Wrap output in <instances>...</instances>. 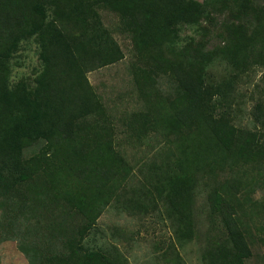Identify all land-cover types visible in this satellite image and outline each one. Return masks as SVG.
I'll use <instances>...</instances> for the list:
<instances>
[{
	"label": "trees",
	"instance_id": "trees-1",
	"mask_svg": "<svg viewBox=\"0 0 264 264\" xmlns=\"http://www.w3.org/2000/svg\"><path fill=\"white\" fill-rule=\"evenodd\" d=\"M263 2L0 0V207L5 214L0 240H17L29 264H126L101 246L96 231L113 196L139 210L162 204L177 240H193L196 186L200 177L212 174L207 166L220 155L228 163L264 162V103L254 108L255 132L238 128L220 111L238 102V73L264 67ZM104 8L118 14L122 29L131 33L137 55L146 61L147 79L149 72L177 76L175 94L159 101L153 118L141 120L154 132L180 136L173 154L181 155L144 177L138 201L125 198L130 163L87 77L123 55L103 23ZM217 12H233L237 20L227 26V36L181 52L176 46L181 26L214 22ZM31 37L39 42L41 72L34 86L13 85V58ZM216 58L236 73L210 81L208 69ZM42 145V151L28 156V149ZM188 160L201 163L193 169ZM235 186L227 181L208 194L209 216L220 231L205 249L208 264H247L253 255L256 224L246 214L257 216V203L248 196L247 210Z\"/></svg>",
	"mask_w": 264,
	"mask_h": 264
},
{
	"label": "rangeland",
	"instance_id": "rangeland-1",
	"mask_svg": "<svg viewBox=\"0 0 264 264\" xmlns=\"http://www.w3.org/2000/svg\"><path fill=\"white\" fill-rule=\"evenodd\" d=\"M100 14L104 25L120 44L123 55L113 64L88 72L87 77L103 99L111 121L108 126L115 133L117 147L130 163L131 170L124 183L127 191L125 198L138 201L137 194L143 188L144 177L155 167L181 155L175 157L173 154L178 153L176 143L180 136L165 130L154 132L148 126L145 128L141 120L142 116L153 118L154 113L160 111L159 101L168 94H175L177 76L173 72H149L151 76L147 79L143 71V68H148L146 61L137 55L133 37L130 32L122 29L119 15L109 8L101 9ZM214 17V22L203 19L197 25L181 26L176 42L179 50L182 52L186 47L204 40L215 44L217 36L226 37L227 26L237 21L233 12H217ZM148 64L153 67V63ZM40 72L39 42L36 37H31L21 43L13 58L11 83L34 86ZM235 73L220 58H216L208 69L210 81H219ZM237 79L238 102L235 108L230 109L229 105H225L220 111L229 116L238 128L255 132L258 127L254 120V108L258 102L264 103V67L255 65L247 68L238 73ZM43 148L44 145L32 147L27 154L32 157ZM188 161L193 169L201 163V160ZM207 167L212 174L200 177L196 186L194 212L197 230L193 240L183 244L177 240L162 204L148 205L146 209L139 210L131 203L130 207H126V201L122 202L119 196H113L97 222L96 231L101 246L121 256L126 264H208L204 259L205 249L220 231L211 222L207 197L214 188L232 181L236 184L234 190L238 198L244 202L247 210H251L248 196L257 203V216L246 214V220L254 219L248 222L256 224L253 237L250 238L253 255L246 263L264 264V162L231 160L228 163L227 157L220 155ZM4 215L0 207V225L5 221ZM0 264H29L17 240H0Z\"/></svg>",
	"mask_w": 264,
	"mask_h": 264
}]
</instances>
